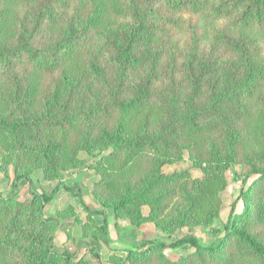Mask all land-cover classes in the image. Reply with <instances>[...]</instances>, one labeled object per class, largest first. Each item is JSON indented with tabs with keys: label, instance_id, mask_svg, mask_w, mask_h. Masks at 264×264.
Wrapping results in <instances>:
<instances>
[{
	"label": "trees",
	"instance_id": "1",
	"mask_svg": "<svg viewBox=\"0 0 264 264\" xmlns=\"http://www.w3.org/2000/svg\"><path fill=\"white\" fill-rule=\"evenodd\" d=\"M184 15L205 23L199 35ZM187 34L190 43L181 40ZM200 41L238 59L241 73L228 87L211 79L219 68L211 52L198 51ZM225 67L232 77L233 66L226 61ZM182 92L184 106L177 99ZM204 146L211 163L201 178L161 171L182 147ZM79 151L96 158L101 177L92 191L100 209L81 201L75 182L45 192L31 181L36 169L56 178L60 170L79 166ZM263 155L264 0H0V172L5 179V166L14 165L13 193L0 192V264H91L77 251L54 250L58 220L44 209L60 187L80 199L96 232L88 238L92 246L98 239L108 242L106 208L115 218L128 217L131 239L147 221L162 232L208 226L220 213L225 171L239 161L248 171L236 175L239 193L211 243L201 244L194 235L167 244L141 237L107 261L264 264V232L255 230L256 213L264 208V161L256 157ZM22 180L32 195L25 201L16 198ZM238 200L243 207L236 212ZM141 205L149 207L147 215ZM94 216H102V223ZM181 247L193 251L176 259L164 254ZM90 254L99 260L97 251Z\"/></svg>",
	"mask_w": 264,
	"mask_h": 264
},
{
	"label": "rangeland",
	"instance_id": "2",
	"mask_svg": "<svg viewBox=\"0 0 264 264\" xmlns=\"http://www.w3.org/2000/svg\"><path fill=\"white\" fill-rule=\"evenodd\" d=\"M183 17L188 20L190 27H192L193 30L197 33V35H199L202 31V26H204L205 23H201L194 16L189 17L187 15H184ZM181 40H185L186 42L190 43V37L188 34L187 36L181 37ZM197 48L198 51L201 52V55H207V53L209 55V53L211 52V55H213V57L215 58L214 62L216 63V66H218L219 71L212 73L210 77L212 79L213 76V78L218 82V85L221 88L228 87V82H231L232 79L234 80L239 72L241 73V69L237 64L238 59L236 57L230 56L228 54H222L218 50H213L207 41H200ZM187 49L188 47H186V50ZM179 61L180 59L177 60L176 63H178ZM226 61L235 69V74L232 77H227L229 76V73L225 67ZM179 75V73H176V77L174 78L173 86L176 90V93L180 90ZM170 92H172V90H170ZM184 94L185 93L182 92L177 98L181 105L186 99V97H184ZM217 136L218 135L215 132L211 134V137L213 139H216ZM179 144V147H181L185 144V142L180 141ZM181 149L182 151L180 154H178V156L174 157L170 162L161 165V171L163 173L168 174L174 172H183L192 179L201 178L203 175V168H206L208 164L211 163V159L207 153V148L205 146L202 149L193 147V151L187 147H182ZM78 158L81 160V164L79 166L60 170L56 178H47L42 169H36L35 171L31 172L30 178L36 188L45 192L51 191V189L57 183H65L67 185H71L75 182L79 185L80 194L82 196L81 201L92 210H94L95 208L100 209V201L96 196H94V193L92 191L93 185L101 177V175L95 168L96 158H93V156L86 153V151H79ZM256 158L260 161H264V155L262 157ZM248 168L249 167L246 162L239 161L233 164L225 171L226 185L219 194L222 203L220 213L210 225L183 226L173 232H162L155 227L153 222L147 221L142 223L138 228L137 238H130L131 244L136 245L138 242L137 239L141 237L153 239L156 241H162L167 244L175 237L194 235L198 238L201 244L208 245L216 237L217 233L213 232L214 229L217 230L219 233L222 232L223 225L226 222V217L230 208V204L239 193L241 181L239 179H236V175L242 176L248 171ZM5 169L6 173L8 174V179L4 181L1 185L3 190H5L6 187L8 188L11 184V180L14 175V165L10 162L8 165L5 166ZM254 177L255 175H251L250 177H248L245 186L249 185V183H251ZM254 188L257 190V188H259V183ZM20 189V192H18V194L16 195V198L19 201H25L31 198L32 195L28 188V184L24 183L20 187ZM242 207V201L238 200L235 205V211H241ZM63 208L67 209H65L63 212H59L60 210H63ZM105 210L107 212H111V214L113 215L110 209L106 208ZM140 211L142 214L147 215L149 213V207L147 205H141ZM256 214L258 219V225L255 226V230H262L264 232V208L259 209L258 213ZM44 215L54 217L58 220L54 232L55 237L53 241V247L55 251H62L63 249H67L70 252H74L76 250H79L81 246H83L82 241L88 240L89 235L96 233L93 230L94 227L92 225V222L88 221L87 219V213L83 209L80 199L69 194V192L62 189V187H60L59 196L54 198L51 203H49V205L45 207ZM112 218L117 222V233L124 230H129L130 232V230L133 228V225L131 224L128 217L115 218L113 215ZM102 221L103 218L101 217V219L96 222L97 224H101ZM87 222L90 225L87 228H83V224ZM107 239V243L102 242L101 239L97 240L98 244L100 245V248H103L105 251L101 256H99L98 261H96V259L91 256L88 250L85 249H80L78 251L77 256L84 257L85 259L89 260L91 264H113L107 261L108 255L112 253H118L115 250H110V247H108L111 240L109 233L107 234ZM191 251H193L192 248L181 247L177 249H165L164 254L170 258L176 259L177 257L185 255L186 253Z\"/></svg>",
	"mask_w": 264,
	"mask_h": 264
},
{
	"label": "crops",
	"instance_id": "3",
	"mask_svg": "<svg viewBox=\"0 0 264 264\" xmlns=\"http://www.w3.org/2000/svg\"><path fill=\"white\" fill-rule=\"evenodd\" d=\"M0 174H1V172H0ZM7 179H5L4 178V176H2V174H1V176H0V192L4 195V196H10L12 193H13V189H12V186H11V184H10V186L7 188H5V190H3L2 189V183L4 182V181H6ZM32 181V180H31ZM24 183H26L27 184V182H25L24 180H22V181H20L19 183H18V191H17V194H18V192H20V187L24 184ZM33 183V182H32ZM33 186L35 187V185L33 184ZM28 188H29V186H28ZM36 188V187H35ZM36 189H38V188H36ZM63 189V188H62ZM39 190V189H38ZM59 194H60V189H59V191H58V193H57V195L54 197V198H56V197H58L59 196ZM53 198V199H54ZM80 198H82V196L80 197ZM52 199V200H53ZM51 200V201H52ZM51 201L49 202V203H51ZM49 205V204H48ZM94 208V207H93ZM91 209V208H90ZM96 209V208H95ZM94 209V210H95ZM92 210V209H91ZM105 216H106V219H107V223H108V225H107V230H108V233L110 234V237H111V240H110V244L108 245V247H110V250H115L118 254H125V252H126V250L128 249V248H130L131 246H133L132 244H131V242H130V236H129V230H124V231H120L119 233H117L118 231H116L117 230V227H116V221L112 218L113 217V215L111 214V212H107L106 210H105ZM101 217L102 216H94L93 218H94V220H96V221H99L100 219H101ZM100 218V219H99ZM110 224H111V228H112V230H111V228H110ZM113 236V237H112ZM82 245L83 246H81V248L80 249H85V250H88V252L89 253H91V252H98V254H99V256H101L105 251H104V249L103 248H100V245L98 244L97 246H92V245H90V244H88V240H86V241H82ZM79 249V250H80ZM64 250V249H63ZM67 250V249H66ZM79 250H76L77 251V254H78V251ZM69 251V250H68ZM58 252H60V251H58Z\"/></svg>",
	"mask_w": 264,
	"mask_h": 264
}]
</instances>
